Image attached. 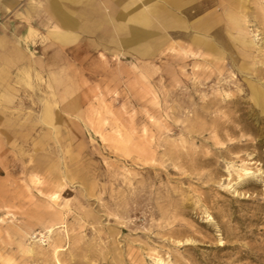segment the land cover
Instances as JSON below:
<instances>
[{"label":"rangeland","instance_id":"obj_1","mask_svg":"<svg viewBox=\"0 0 264 264\" xmlns=\"http://www.w3.org/2000/svg\"><path fill=\"white\" fill-rule=\"evenodd\" d=\"M169 4L17 84L0 264H264V0Z\"/></svg>","mask_w":264,"mask_h":264},{"label":"crops","instance_id":"obj_2","mask_svg":"<svg viewBox=\"0 0 264 264\" xmlns=\"http://www.w3.org/2000/svg\"><path fill=\"white\" fill-rule=\"evenodd\" d=\"M169 5V0H0V126L18 100L17 84L56 80L63 54L72 48L136 43L158 24H179L169 18ZM42 121L57 127L47 105Z\"/></svg>","mask_w":264,"mask_h":264},{"label":"bare ground","instance_id":"obj_3","mask_svg":"<svg viewBox=\"0 0 264 264\" xmlns=\"http://www.w3.org/2000/svg\"><path fill=\"white\" fill-rule=\"evenodd\" d=\"M50 116V115H49ZM159 260V259H158ZM162 261V260H161ZM157 263V262H156ZM159 264V263H158Z\"/></svg>","mask_w":264,"mask_h":264}]
</instances>
